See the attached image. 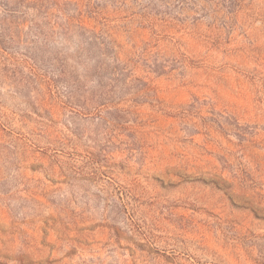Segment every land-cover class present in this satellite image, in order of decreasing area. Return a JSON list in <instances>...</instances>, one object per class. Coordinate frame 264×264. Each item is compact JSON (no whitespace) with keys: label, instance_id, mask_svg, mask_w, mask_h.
<instances>
[{"label":"rangeland","instance_id":"obj_1","mask_svg":"<svg viewBox=\"0 0 264 264\" xmlns=\"http://www.w3.org/2000/svg\"><path fill=\"white\" fill-rule=\"evenodd\" d=\"M0 264H264V0H0Z\"/></svg>","mask_w":264,"mask_h":264}]
</instances>
